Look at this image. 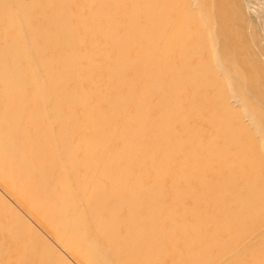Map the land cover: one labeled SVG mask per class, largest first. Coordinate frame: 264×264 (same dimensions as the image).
Wrapping results in <instances>:
<instances>
[{"label":"bare ground","instance_id":"obj_1","mask_svg":"<svg viewBox=\"0 0 264 264\" xmlns=\"http://www.w3.org/2000/svg\"><path fill=\"white\" fill-rule=\"evenodd\" d=\"M90 1L0 0V264H93L81 243L87 213L69 195L64 205L54 185L70 186L51 159L54 139L78 144L72 162L84 160L87 208L121 264L167 254L173 264H216L264 222V67L243 26L264 0H129L123 11L118 0L89 9ZM50 103L56 138L44 118ZM135 164L156 174L152 218L113 200L99 206L102 186L121 202L111 188ZM144 177L119 180L131 199L145 194ZM214 179L225 183L218 189ZM227 264H264V239Z\"/></svg>","mask_w":264,"mask_h":264},{"label":"rangeland","instance_id":"obj_2","mask_svg":"<svg viewBox=\"0 0 264 264\" xmlns=\"http://www.w3.org/2000/svg\"><path fill=\"white\" fill-rule=\"evenodd\" d=\"M108 2H111V0H108ZM255 4H258V0L254 1ZM93 3V7H99L100 3L97 0L90 1L88 4L89 6ZM129 0H118L117 7H121V11L128 10L129 9ZM113 9V7H112ZM129 14V12L123 13V16H126ZM144 14V13H142ZM243 26L246 28L247 35L251 41V47L254 52L255 59L259 62V64L264 67V12L260 17L256 16V14L249 13L248 16L245 18V22H243ZM143 27L147 28L146 24L143 25ZM145 30V29H143ZM26 38V51L29 54V59L31 62L32 71L36 75V79L39 81L42 85H47V77L43 73L44 67L40 61L39 52L38 50L33 47L31 44L32 40L29 39L27 36ZM27 72V79H30V73L26 69ZM25 79V74L22 73L21 79ZM27 96H31L29 94V91H27ZM236 99H233V103H235ZM236 104V103H235ZM50 107L46 108L44 111V118L48 124L49 129L51 130V134L56 138L58 137V128H57V121L54 118V113H56V108L53 103L49 104ZM261 107L264 108V105L261 104ZM175 121L174 123H179L178 121V111L175 112ZM245 124L252 130L256 138L260 141L263 140L262 133L258 130L260 128L257 127L256 121L253 120L251 117H246ZM24 125L27 126L28 122L24 119ZM264 145V144H263ZM50 148L52 149L51 153V159L55 161L56 165L61 167L63 170L62 172L65 173L66 178L70 181L69 190H67L66 187L63 188L62 181L60 179H56L54 182L55 187L58 188L57 194L59 197L63 200V204L69 203L71 205V201H73L76 204L77 209H84L87 213V226L89 227L88 236L81 237V243L82 245L87 249L91 257L93 258V264H121L119 253L115 252L106 242L103 234L101 233V227L98 225V223L95 221V219L92 218L90 210L87 208V203L85 200V194H84V187L83 184L86 182V180L81 176L82 170L84 169V160L77 161L76 165L72 162V159L74 155L79 150L78 144L73 141L70 148H66L61 142H59L57 139H54L50 142ZM43 150V147L40 148ZM264 150V149H263ZM141 155L144 154L141 152ZM264 156V155H263ZM173 157L176 158L177 155L173 154ZM138 159V157H137ZM264 163V159L262 160ZM180 164V161L171 162L170 165L172 167L177 166ZM138 165H131V167L125 168L124 171H122L121 176L117 180L116 184L113 185L111 188V191H114L115 195L121 196V202H116L114 199V196H110L107 194L106 191H109L110 189L105 188V186L101 187L102 192V202L99 206H103V204L107 201L106 206L108 208H111V204L108 200H113L115 205L117 206V210H130L134 215H137L138 217L146 218H152L151 212L148 211V203L151 199L150 193L148 191L149 182L151 183L150 176H154L155 171H153L152 166L145 164L142 167L141 171H138L136 169ZM133 169L131 170V168ZM131 172V173H129ZM148 173V177H144ZM128 176L127 182L131 179L138 178V176L147 178V181L144 182V186L141 188L140 191H142V196L137 197V191H133L131 193L132 199L129 197L130 194V188L124 181H119L122 177ZM214 186H216L218 189L221 188L220 184H224V179L217 180L214 179ZM118 187V189H117ZM121 193H120V192ZM69 195L71 198V201H68L66 199V196ZM122 203V204H121ZM59 205L57 202V208H64V205ZM109 213H104V221L103 224L107 223L110 218ZM100 229V230H99ZM236 228H233V231H235ZM91 231V233H90ZM233 234V233H232ZM234 239V237H233ZM239 242L235 243L233 246L230 247V250L224 254V256L220 259L219 262L216 264H227V262L233 258H235L239 253L242 251H245L248 247L253 246L257 244L258 242L262 241L264 239V222L257 226V228L254 227V229L250 230L245 236L241 238ZM235 242V240H234ZM124 263V262H123ZM157 264H173V262L169 259L168 254L165 258L162 257L161 260Z\"/></svg>","mask_w":264,"mask_h":264}]
</instances>
